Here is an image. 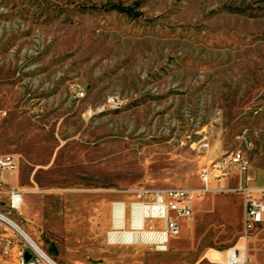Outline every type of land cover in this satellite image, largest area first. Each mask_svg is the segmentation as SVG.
Instances as JSON below:
<instances>
[{
	"label": "rangeland",
	"instance_id": "374dc122",
	"mask_svg": "<svg viewBox=\"0 0 264 264\" xmlns=\"http://www.w3.org/2000/svg\"><path fill=\"white\" fill-rule=\"evenodd\" d=\"M109 4L139 17L100 10ZM244 135L254 173L264 168V0H0V157L16 161L0 177L24 192L23 209L40 205L41 219L22 222L6 198L0 212L56 263H222L243 236L239 194L196 199L165 252L143 238L109 243L108 232L133 225L78 230L64 196L111 198L128 220L121 192L200 190L207 163L245 150ZM1 224L0 261L17 264L14 247L31 248ZM249 258L264 264V231Z\"/></svg>",
	"mask_w": 264,
	"mask_h": 264
},
{
	"label": "built area",
	"instance_id": "2783aa9c",
	"mask_svg": "<svg viewBox=\"0 0 264 264\" xmlns=\"http://www.w3.org/2000/svg\"><path fill=\"white\" fill-rule=\"evenodd\" d=\"M110 102L116 104L117 101L111 99ZM243 142L245 150L226 152L203 169L200 175L203 187L200 190L179 188L153 191L143 187L133 191L139 200L137 204L142 205L145 210V221L148 224V227L145 225V229L155 231L159 235V242L156 245L158 251H167L169 243L181 236L182 221H189L195 215L196 199L206 194L232 193L241 195L244 201V231L241 243L227 250L224 261L220 264H251L250 241L254 234L264 226V189H255L252 186L256 178L249 152L254 149L255 145L252 139L247 138L246 135L243 136ZM209 149V143H201L199 146V150L203 152H207ZM15 168L16 161L13 156L0 157V171L14 170ZM233 173H237L241 177V184L237 189H229L225 186V182ZM3 194L9 198L10 213H21L24 205V192L15 187L6 188L0 182V195ZM130 211H132V204ZM157 224H161L162 229L157 230ZM2 225L0 220V226ZM11 244L9 242L3 250L5 256L10 255ZM27 256H30L29 260ZM17 264L48 263L31 248L28 251H19Z\"/></svg>",
	"mask_w": 264,
	"mask_h": 264
},
{
	"label": "crops",
	"instance_id": "0c3cea01",
	"mask_svg": "<svg viewBox=\"0 0 264 264\" xmlns=\"http://www.w3.org/2000/svg\"><path fill=\"white\" fill-rule=\"evenodd\" d=\"M222 155V154H221ZM221 155H218L216 158L210 160L206 167L212 163L214 160L218 159ZM205 167V168H206ZM204 168V169H205ZM254 176L256 178V181L252 184L253 188L255 189H264V168L254 172ZM240 176L237 173H233L230 178L225 182V186L229 189H237L240 187L241 181H240ZM5 179L0 177V182L6 185L7 183L4 181ZM234 182L233 185H231V182ZM203 185V183H202ZM6 187V186H5ZM113 196V195H111ZM6 198L7 205L9 202V198L7 195H0V200H4ZM121 202L127 203V206L130 207L131 203L133 201L130 200H136L137 196L133 193V191L129 192H121L120 195L117 197ZM111 198H107L103 200L102 203L98 204L97 202H91V197L90 195L87 196L83 194L82 192H74V193H69L64 196V202H65V216L67 218L72 219L73 222H79L78 223V230H88L89 232L93 234H97L100 232H105L106 230L108 231L109 229H115V222H114V203L116 202H111ZM94 200H97V198H94ZM130 201V202H129ZM124 203V204H125ZM25 206V194H24V205ZM40 206V205H39ZM39 206H33V207H26L25 209L22 208V211L20 213L21 216H23V221H39L41 219V210ZM74 222V223H75ZM132 219H131V211H130V219L124 220V226L125 229H130L133 230L132 226ZM145 225L144 224V228ZM183 221H182V230H183ZM146 227V228H147ZM162 229V225L159 224V227L157 230ZM260 231H264V226H262L255 234L254 237ZM110 232H108L109 234ZM253 237V238H254ZM141 238V237H140ZM252 238V239H253ZM4 250V249H3ZM20 249L18 247H14L13 249V254L15 255L17 252L19 254ZM48 252L53 253L55 258H61L60 252L57 249L49 248ZM13 256V255H12ZM56 262V261H55ZM58 263V262H57ZM0 264H7V261H0ZM58 264H70L69 262L65 263H58Z\"/></svg>",
	"mask_w": 264,
	"mask_h": 264
},
{
	"label": "bare ground",
	"instance_id": "6f19581e",
	"mask_svg": "<svg viewBox=\"0 0 264 264\" xmlns=\"http://www.w3.org/2000/svg\"><path fill=\"white\" fill-rule=\"evenodd\" d=\"M132 209H134L133 226L135 227V231L110 232L108 234L109 243L112 245H121V244L134 245V243L141 237L144 240L153 243L154 245H158L159 242L158 233L154 231H146L144 228V224L146 221H145V210L143 206L137 203H133ZM125 217H126V207L122 205V203L116 205L114 218L117 227L122 228L124 226ZM0 220L1 222L6 223L9 227L17 231L21 235V237L26 241V243L35 251H37L48 264H58L55 261H53L51 257H49V255L39 246V244L26 231H24L18 224H16L14 221H12L9 217H7L1 212H0Z\"/></svg>",
	"mask_w": 264,
	"mask_h": 264
},
{
	"label": "trees",
	"instance_id": "16d2710c",
	"mask_svg": "<svg viewBox=\"0 0 264 264\" xmlns=\"http://www.w3.org/2000/svg\"><path fill=\"white\" fill-rule=\"evenodd\" d=\"M97 8V7H93ZM98 10V9H97ZM100 10H104L105 12L118 13L121 15H126L132 18H138L139 14L136 12L135 7H125L121 4H109L100 8Z\"/></svg>",
	"mask_w": 264,
	"mask_h": 264
},
{
	"label": "water",
	"instance_id": "95a60500",
	"mask_svg": "<svg viewBox=\"0 0 264 264\" xmlns=\"http://www.w3.org/2000/svg\"><path fill=\"white\" fill-rule=\"evenodd\" d=\"M27 259L29 260L30 259V256H27Z\"/></svg>",
	"mask_w": 264,
	"mask_h": 264
}]
</instances>
